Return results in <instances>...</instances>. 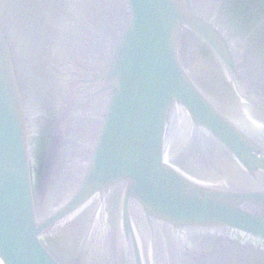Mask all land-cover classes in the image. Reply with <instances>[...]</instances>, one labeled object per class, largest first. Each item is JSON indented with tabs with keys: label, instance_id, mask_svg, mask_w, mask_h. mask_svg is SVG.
I'll use <instances>...</instances> for the list:
<instances>
[{
	"label": "water",
	"instance_id": "1",
	"mask_svg": "<svg viewBox=\"0 0 264 264\" xmlns=\"http://www.w3.org/2000/svg\"><path fill=\"white\" fill-rule=\"evenodd\" d=\"M0 264H264V0H0Z\"/></svg>",
	"mask_w": 264,
	"mask_h": 264
}]
</instances>
